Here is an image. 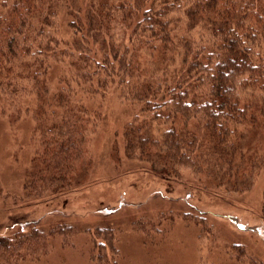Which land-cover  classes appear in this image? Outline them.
<instances>
[{
	"label": "trees",
	"instance_id": "1",
	"mask_svg": "<svg viewBox=\"0 0 264 264\" xmlns=\"http://www.w3.org/2000/svg\"><path fill=\"white\" fill-rule=\"evenodd\" d=\"M173 13L186 33L174 34ZM116 83L133 116L166 125L158 135L128 125L122 141L162 176L191 170L196 190L215 195L248 190L264 171V0H0V108L34 116L40 189L78 187L87 124L102 119L96 98ZM30 225L0 235V264L48 250V232Z\"/></svg>",
	"mask_w": 264,
	"mask_h": 264
},
{
	"label": "rangeland",
	"instance_id": "2",
	"mask_svg": "<svg viewBox=\"0 0 264 264\" xmlns=\"http://www.w3.org/2000/svg\"><path fill=\"white\" fill-rule=\"evenodd\" d=\"M171 17L174 34L186 33L184 15ZM120 92L116 83L96 98L102 119L87 124L85 153L72 173L78 187L57 194L32 181L38 142L32 112L14 117L0 108V235L36 223L49 238L46 252L4 264H100L99 251L110 259L115 253V264H258L257 255L264 264V171L248 190L222 187L215 195L196 190L201 177L191 170L181 169V178L162 176L138 156L137 146L130 156L122 141L128 125L153 135L166 125L157 118L143 121L139 110L134 122ZM55 226L63 230L50 233ZM100 241L107 243L104 251L97 248ZM233 243H240L239 252H230Z\"/></svg>",
	"mask_w": 264,
	"mask_h": 264
},
{
	"label": "bare ground",
	"instance_id": "3",
	"mask_svg": "<svg viewBox=\"0 0 264 264\" xmlns=\"http://www.w3.org/2000/svg\"><path fill=\"white\" fill-rule=\"evenodd\" d=\"M140 224V223H139ZM229 249H230V252L232 251V249L229 247Z\"/></svg>",
	"mask_w": 264,
	"mask_h": 264
}]
</instances>
